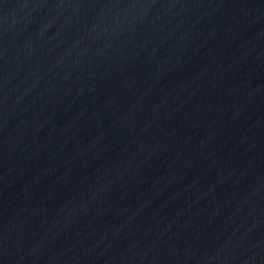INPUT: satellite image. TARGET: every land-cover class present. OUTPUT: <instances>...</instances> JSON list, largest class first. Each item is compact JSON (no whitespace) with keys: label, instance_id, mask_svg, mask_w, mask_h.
<instances>
[{"label":"water","instance_id":"obj_1","mask_svg":"<svg viewBox=\"0 0 264 264\" xmlns=\"http://www.w3.org/2000/svg\"><path fill=\"white\" fill-rule=\"evenodd\" d=\"M196 0H0V187Z\"/></svg>","mask_w":264,"mask_h":264}]
</instances>
